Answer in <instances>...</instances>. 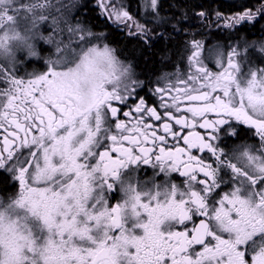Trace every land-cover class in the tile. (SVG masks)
<instances>
[{"label":"snow or ice","instance_id":"6c2138e0","mask_svg":"<svg viewBox=\"0 0 264 264\" xmlns=\"http://www.w3.org/2000/svg\"><path fill=\"white\" fill-rule=\"evenodd\" d=\"M148 3L157 26L167 23L159 0ZM97 6L132 21L107 0ZM45 7L0 0V58L14 67L18 50L38 56L33 28ZM241 8L223 18L225 27L264 19V4ZM135 27L130 34L149 43L154 29ZM69 31L80 33L76 47L58 46L46 71L25 79L0 64V171L20 188L0 200V264H264V68L245 71L233 48L226 64L216 53L221 71H212L194 41L189 73L162 78L153 90L160 106H149L133 99L131 68L113 49L91 44L95 34L79 24ZM238 125L254 130L259 149L214 143L239 140ZM141 163L179 172L183 186L144 190L131 175ZM225 183L232 190L221 196ZM116 185L122 201L110 205L106 193ZM194 217L201 219L189 231Z\"/></svg>","mask_w":264,"mask_h":264},{"label":"flooded vegetation","instance_id":"af4514ba","mask_svg":"<svg viewBox=\"0 0 264 264\" xmlns=\"http://www.w3.org/2000/svg\"><path fill=\"white\" fill-rule=\"evenodd\" d=\"M51 0H40L41 3L48 5V2ZM124 8L119 11H127L129 15L132 17V21L127 22H119L115 19V16L109 17L108 15L102 13V16L99 17V21L104 22L105 25L112 31L119 34V38L129 39L134 43H140L144 45L146 48H151L154 44H156L161 36V32L158 31L157 21L154 19L153 15L146 14L144 8V2L142 0L140 4H136L137 0L133 3L128 2L129 0H125ZM168 1V0H163ZM160 5H162V2ZM218 1V0H217ZM224 2L222 0H219ZM241 2H229L228 4H235L236 8L232 10H213V9H205L206 17L201 18L200 22L203 23L201 25H187L183 28H179L175 31V35L179 36L182 40L181 47V59L177 62L172 63L169 66L160 67L154 73H148L143 71L142 68L138 67L134 61L130 58L123 56L120 52V55H115L118 60L123 62L125 65L130 66L131 68V79L125 81L129 85V91L134 93L133 99H136V95L139 97H144L147 100L149 106H160V99L156 95H154V89L156 87H163L166 83V79H162L164 77H168L175 80L177 75L186 76L189 69V57L191 56L193 48V42L198 41L202 45L201 50V59L206 67H208L212 71H221L220 67L217 64V52L223 54L224 63H227L228 53L235 48L239 53L238 59L243 60L244 70L247 71L249 67L251 68H264V51H261L260 45L264 43V19H261L257 16L256 20L251 23H244L242 25H237L232 28H227L224 26V17H230L237 12L242 11L241 5H244L246 0H239ZM240 4L238 7L237 4ZM63 4V3H62ZM261 4H264V0H252L250 3V9L255 12L256 9L260 7ZM44 17L45 13H47V6L41 10ZM63 13L59 11L55 14ZM217 13L221 14V18L217 19ZM54 14V13H53ZM64 17V16H63ZM40 26L36 23L33 31L36 33V39L33 41L35 45V51L38 53V56H30L27 54L26 57H20V60L15 61V66L13 67L11 63H8L3 58H0V64H6L7 68L11 72H15L19 77H23L28 79L31 73H40L46 71L45 61L47 59H55V55H52L53 50H49L48 46L51 44L52 40L49 38L46 33L49 32L48 23L46 19L39 20ZM26 27H32L31 22H25ZM74 23V21H73ZM140 24L148 29H154L151 32L149 37V43H144V41L137 35L130 34L135 33L137 31L135 24ZM130 25V26H129ZM65 26V20H61L60 24V32L63 35V30ZM55 27V26H54ZM53 27V28H54ZM103 27V26H102ZM52 28V29H53ZM57 28V27H56ZM58 29V28H57ZM55 29V30H57ZM102 29L103 32L95 31L97 34L102 36H97L94 42L101 41L111 49L115 48V46L110 43L105 33H109L105 27ZM251 31V32H250ZM54 32V30H53ZM59 40V37H56ZM65 39L64 35L63 38ZM63 45H66L63 41L61 42ZM94 43V44H95ZM116 49V48H115ZM211 49V51H210ZM117 50V49H116ZM52 51V52H50ZM118 52V50L116 51ZM16 55V53H15ZM17 58V55H16ZM135 81L136 83H133ZM3 87V85H0ZM138 102V101H137ZM127 107L124 108V111H127ZM162 110V109H161ZM189 118H191L189 116ZM211 119H215L214 116H210ZM122 119H128L123 118ZM238 128L241 133V138L237 140L235 137L231 139H222L221 141H214V143H219L220 147L225 151L231 150L235 144L247 143L249 145H253L255 148L259 149L260 147V139L259 136L255 134L254 130H249L246 125H238ZM197 132L204 133V129L196 128L194 129ZM188 131V130H186ZM162 134V133H161ZM2 140V137H0ZM175 144V141H172L169 138L168 146L172 147ZM127 146V145H125ZM184 147L183 142H180V145ZM149 147L151 145L149 144ZM158 154V149L156 150ZM192 153L197 157L207 156L210 159V153H201L198 149H192ZM113 158H116V153H111ZM154 159V158H153ZM186 159V158H185ZM134 171H132L131 175L133 177V183L143 186L144 190H148L149 188L155 190V185L163 184L168 182L169 184H176L178 186H183V182L186 179L185 177L180 176L179 172L171 171L167 174L161 173L159 167L154 168L152 164H139L138 166H133ZM0 176L7 177L5 180H0V200H9L17 196L20 191L19 185L7 173L0 171ZM228 180V177L225 176V181ZM232 190L231 186L228 183H225L221 186L220 194L223 196L226 193H229ZM106 197L110 203V205L116 204L118 201H122V193L119 190V185H116L112 192H107ZM219 199V197H217ZM200 217H194L192 221L186 222L188 225L189 231L194 226L199 224ZM179 227V226H178ZM182 230V229H180ZM199 249V246H196Z\"/></svg>","mask_w":264,"mask_h":264},{"label":"trees","instance_id":"16d2710c","mask_svg":"<svg viewBox=\"0 0 264 264\" xmlns=\"http://www.w3.org/2000/svg\"><path fill=\"white\" fill-rule=\"evenodd\" d=\"M85 2V1H83ZM135 2V1H128ZM252 0H246L244 6L250 8ZM92 0H86L81 5L79 14L80 21L87 27L96 32H103L105 27L109 33H105L110 43L123 56L130 58L134 63L143 69L146 74L156 72L160 67L169 66L181 59L182 40L175 35V31L187 25H201V17L198 13L205 12V9L232 10L236 8L235 4H228L217 0H168L163 1L160 8V16L167 23L159 24L158 31L161 36L156 44L151 48H146L140 43H134L129 39L119 38V34L110 30L105 23L99 21L101 14L95 6H92ZM208 15V14H207ZM103 26V27H102ZM251 32V31H250Z\"/></svg>","mask_w":264,"mask_h":264},{"label":"rangeland","instance_id":"374dc122","mask_svg":"<svg viewBox=\"0 0 264 264\" xmlns=\"http://www.w3.org/2000/svg\"><path fill=\"white\" fill-rule=\"evenodd\" d=\"M83 1L86 2V0H51V1L48 2V5H46L48 11H47V13H45V19H46V22L48 23V27L50 28L49 32L46 33V35L49 38H51L52 40H54V41H51V44L48 46L49 50H53L54 51V52L50 51V52H52V55H55L54 53H55V50H56V48L58 46L61 47V48H64L65 46H69L70 48H75L76 47L77 41L79 40L80 33L79 32H75V33L70 32L69 31V27L75 28L78 24L81 27L90 29L91 32L95 34L94 37H89V40H90L91 44L98 45L100 47L105 46V44L103 42H101V41H98L96 43L94 42V40L97 38V36L100 37L103 34L100 33V35H99L96 32H93L92 28L87 27L79 19L81 5L85 4V2H83ZM142 1L144 2V5H145L144 6L145 13L152 15L151 14L150 4L148 3V0H142ZM161 1H163V0H159V3ZM222 1H224V3L237 2V1L241 2L239 0H222ZM92 2H93L92 6H95L96 8H98L97 9L98 11H101V8L97 6L99 0H92ZM125 2H126L125 0H107V3L109 4V11L112 10V6L113 5L116 7L117 10H121L122 8H124ZM135 3L136 4H140L141 1L137 0ZM237 6L239 7L240 4L238 3ZM59 11H61L63 13L55 14V13H58ZM100 16H102V15L100 14L99 17ZM112 16H115V15L113 14ZM61 20L62 21L65 20V26H64V30H63V35H64L65 39H61V38H63V35L61 33H59L60 32L59 28H60ZM73 21H74V23H73ZM37 23L39 25L40 21L38 20ZM26 25L27 24L25 23L24 26H26ZM55 29H57V30H55ZM53 30H54V32H53ZM56 37H59V40ZM62 41L66 45H63L61 43ZM113 50H114V54L116 56L120 55L119 52H116L117 50L115 48H113ZM210 51H211V49H210ZM27 54H28L27 51H21V50L16 51V55H17L16 60L19 61L20 57H26Z\"/></svg>","mask_w":264,"mask_h":264}]
</instances>
